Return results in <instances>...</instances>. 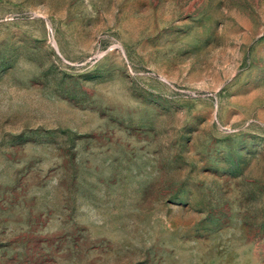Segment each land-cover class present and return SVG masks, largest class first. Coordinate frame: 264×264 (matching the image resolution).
I'll return each mask as SVG.
<instances>
[{
	"label": "rangeland",
	"instance_id": "374dc122",
	"mask_svg": "<svg viewBox=\"0 0 264 264\" xmlns=\"http://www.w3.org/2000/svg\"><path fill=\"white\" fill-rule=\"evenodd\" d=\"M0 264H264V0H0Z\"/></svg>",
	"mask_w": 264,
	"mask_h": 264
}]
</instances>
